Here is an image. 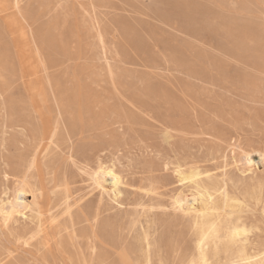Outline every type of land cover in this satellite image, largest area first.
Here are the masks:
<instances>
[{"label":"rangeland","instance_id":"rangeland-1","mask_svg":"<svg viewBox=\"0 0 264 264\" xmlns=\"http://www.w3.org/2000/svg\"><path fill=\"white\" fill-rule=\"evenodd\" d=\"M204 260L264 264V0H0V264Z\"/></svg>","mask_w":264,"mask_h":264},{"label":"bare ground","instance_id":"bare-ground-1","mask_svg":"<svg viewBox=\"0 0 264 264\" xmlns=\"http://www.w3.org/2000/svg\"><path fill=\"white\" fill-rule=\"evenodd\" d=\"M109 183L112 189H114L116 180L114 178L109 179ZM245 228L244 227H234L230 231V235L232 238H236L238 236L244 235L245 234ZM219 233L218 226L216 225L214 219H213V214L209 210H204L202 212V224H201V229L199 232V244L201 248L206 250L209 248L212 244L215 243V240L217 239V235ZM243 257H246V255L241 252ZM204 263L207 264V261L204 260Z\"/></svg>","mask_w":264,"mask_h":264}]
</instances>
